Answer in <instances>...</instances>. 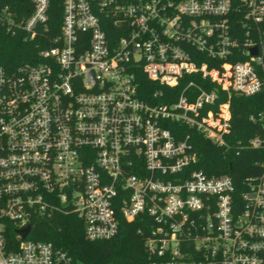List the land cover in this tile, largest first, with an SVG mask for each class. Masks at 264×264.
I'll use <instances>...</instances> for the list:
<instances>
[{"label": "built area", "instance_id": "2783aa9c", "mask_svg": "<svg viewBox=\"0 0 264 264\" xmlns=\"http://www.w3.org/2000/svg\"><path fill=\"white\" fill-rule=\"evenodd\" d=\"M31 2L20 18L0 3V32L44 35L50 0ZM61 13L37 62L0 64V264H72L36 237L60 214L91 241L147 215V264H264V154L236 193L229 175L188 170L190 134L167 126L227 145L231 96L264 93V0H62ZM139 75L183 90L141 98ZM250 119L264 151V112Z\"/></svg>", "mask_w": 264, "mask_h": 264}, {"label": "trees", "instance_id": "16d2710c", "mask_svg": "<svg viewBox=\"0 0 264 264\" xmlns=\"http://www.w3.org/2000/svg\"><path fill=\"white\" fill-rule=\"evenodd\" d=\"M7 4L18 18L29 15L33 4L31 0H0ZM62 0H50L48 31L36 38L27 37L22 31L13 35L0 32V64L5 66H21L25 62L38 61L39 50L52 45L51 39L59 32L62 15ZM264 28V21L262 22ZM110 33H112L110 31ZM139 97L150 99L154 92L160 94L172 91V96L183 90L184 83L175 87L159 85L139 75ZM198 82L201 80L197 79ZM209 87L208 89H210ZM167 101L160 98L159 101ZM231 132L226 137V146H219L208 141L202 133L185 124H168L169 128L179 127L183 134H190V143L197 153V160L188 170L201 169L207 175L226 174L232 177L236 193L244 185V178L259 174L264 151L248 145V140L256 133H262L259 120L250 119V114L264 112V93L250 96L232 95L230 99ZM119 218L118 230L109 239L88 240L84 236L83 220L76 215H56L36 225V237L39 240H50L57 247L66 250L72 264H147L149 254L145 249V241L152 228L151 219L140 214L133 221ZM6 233L14 235V229ZM34 229V228H33Z\"/></svg>", "mask_w": 264, "mask_h": 264}, {"label": "water", "instance_id": "95a60500", "mask_svg": "<svg viewBox=\"0 0 264 264\" xmlns=\"http://www.w3.org/2000/svg\"><path fill=\"white\" fill-rule=\"evenodd\" d=\"M251 52L255 54L256 49L255 48L251 49ZM29 229H30V224H26L24 227L20 228L18 231L19 233H21L23 237H25Z\"/></svg>", "mask_w": 264, "mask_h": 264}]
</instances>
